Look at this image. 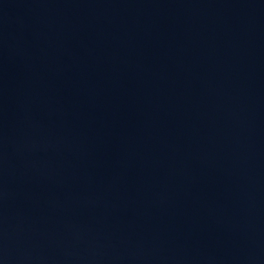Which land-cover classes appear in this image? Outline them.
<instances>
[{"label":"water","instance_id":"95a60500","mask_svg":"<svg viewBox=\"0 0 264 264\" xmlns=\"http://www.w3.org/2000/svg\"><path fill=\"white\" fill-rule=\"evenodd\" d=\"M0 264H264V0H0Z\"/></svg>","mask_w":264,"mask_h":264}]
</instances>
